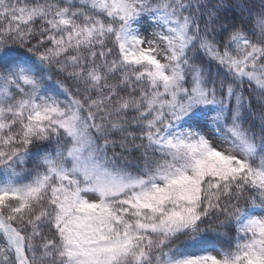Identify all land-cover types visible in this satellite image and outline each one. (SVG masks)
<instances>
[{
	"label": "snow or ice",
	"instance_id": "1",
	"mask_svg": "<svg viewBox=\"0 0 264 264\" xmlns=\"http://www.w3.org/2000/svg\"><path fill=\"white\" fill-rule=\"evenodd\" d=\"M0 264H264V0H0Z\"/></svg>",
	"mask_w": 264,
	"mask_h": 264
},
{
	"label": "trees",
	"instance_id": "2",
	"mask_svg": "<svg viewBox=\"0 0 264 264\" xmlns=\"http://www.w3.org/2000/svg\"><path fill=\"white\" fill-rule=\"evenodd\" d=\"M230 234L234 235V230H231ZM206 238H207L209 245H215V246H219L222 242V239H223V238H217L212 233L206 234Z\"/></svg>",
	"mask_w": 264,
	"mask_h": 264
}]
</instances>
